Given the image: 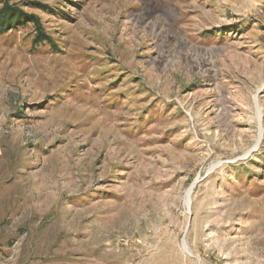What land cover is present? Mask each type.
I'll return each mask as SVG.
<instances>
[{"label":"rangeland","instance_id":"1","mask_svg":"<svg viewBox=\"0 0 264 264\" xmlns=\"http://www.w3.org/2000/svg\"><path fill=\"white\" fill-rule=\"evenodd\" d=\"M4 2L0 264H264V0Z\"/></svg>","mask_w":264,"mask_h":264},{"label":"trees","instance_id":"2","mask_svg":"<svg viewBox=\"0 0 264 264\" xmlns=\"http://www.w3.org/2000/svg\"><path fill=\"white\" fill-rule=\"evenodd\" d=\"M33 6L47 10L48 7L40 3L34 2ZM33 24L36 29V42H50L51 39L45 34L41 20L35 15H30L22 9L4 2L3 7L0 9V34L7 31L18 29L21 25Z\"/></svg>","mask_w":264,"mask_h":264},{"label":"water","instance_id":"3","mask_svg":"<svg viewBox=\"0 0 264 264\" xmlns=\"http://www.w3.org/2000/svg\"><path fill=\"white\" fill-rule=\"evenodd\" d=\"M197 183V182H196ZM196 183L195 184H193V186L191 187V192H190V194H189V208H191V204H192V200H191V195H192V193H193V187L196 185ZM189 214H190V212H189ZM182 247H183V250H184V252L186 253V254H188L189 256H191V257H193V255L192 254H189L188 253V245H187V242H186V240H185V237L183 238V240H182Z\"/></svg>","mask_w":264,"mask_h":264},{"label":"bare ground","instance_id":"4","mask_svg":"<svg viewBox=\"0 0 264 264\" xmlns=\"http://www.w3.org/2000/svg\"><path fill=\"white\" fill-rule=\"evenodd\" d=\"M190 192H191V189L188 191L187 196H186V206L189 209V212L191 209V208H189V194H190ZM188 253L191 254V252L189 251V248H188Z\"/></svg>","mask_w":264,"mask_h":264}]
</instances>
